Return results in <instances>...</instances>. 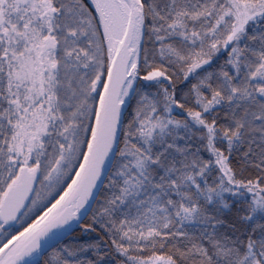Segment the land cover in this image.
<instances>
[{"label": "snow or ice", "instance_id": "snow-or-ice-1", "mask_svg": "<svg viewBox=\"0 0 264 264\" xmlns=\"http://www.w3.org/2000/svg\"><path fill=\"white\" fill-rule=\"evenodd\" d=\"M0 264H264V0H0Z\"/></svg>", "mask_w": 264, "mask_h": 264}]
</instances>
